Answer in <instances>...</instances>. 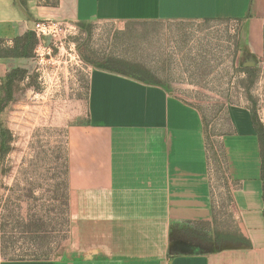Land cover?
Listing matches in <instances>:
<instances>
[{"label":"crops","instance_id":"crops-1","mask_svg":"<svg viewBox=\"0 0 264 264\" xmlns=\"http://www.w3.org/2000/svg\"><path fill=\"white\" fill-rule=\"evenodd\" d=\"M42 20L232 21L257 51L264 42V0H0V89L8 74L54 61L35 59L36 35L25 55L7 56ZM75 63L73 81L84 70ZM86 66L84 97L74 101L84 112L67 131L73 244L57 260H7L0 232V264H264L262 158L250 109L230 106L227 123L208 125L165 86ZM31 89L34 101L43 98ZM21 104L10 100L11 116Z\"/></svg>","mask_w":264,"mask_h":264},{"label":"rangeland","instance_id":"rangeland-1","mask_svg":"<svg viewBox=\"0 0 264 264\" xmlns=\"http://www.w3.org/2000/svg\"><path fill=\"white\" fill-rule=\"evenodd\" d=\"M70 23L62 47L44 45L35 54L41 63L54 61L45 59L33 74L13 75L11 100L22 103L14 114L10 101L0 103L9 133L0 143V154L8 150L0 157L1 249L7 260H57L73 244L67 131L84 112L74 101L85 94L86 64L111 69L107 61L117 60L128 65L117 69L143 71L148 82L199 108L208 125L227 123L230 106H247L264 132V42L254 49L240 23ZM77 61L84 70L73 81ZM245 66L250 73L242 72ZM30 86L43 94L41 100H33Z\"/></svg>","mask_w":264,"mask_h":264},{"label":"trees","instance_id":"trees-1","mask_svg":"<svg viewBox=\"0 0 264 264\" xmlns=\"http://www.w3.org/2000/svg\"><path fill=\"white\" fill-rule=\"evenodd\" d=\"M23 42H27V45H25L24 48H26V50H24L23 47H20V45L23 43ZM35 43L36 40H35V34L33 35H28L22 39H18L16 41V46L13 50H11L9 52V54H7L8 57H16V56H23L25 55V51H28L32 45V43ZM22 50V51H21ZM107 65L108 67L109 66H112L111 69H108V68H104V70H108V71H111V72H117V73H120V74H123V75H126V76H130V77H133L137 80H141V81H147L146 77L147 75H143V71H140L139 72H129V71H125V67L123 69H117L118 66L120 65H126V64H123L122 62L120 61H117V60H108L107 61ZM128 66V65H126ZM102 69V68H101ZM136 69V67H135ZM139 70V69H137ZM252 70V67L250 66H245L243 67L242 69V72H246V73H250ZM150 75H148L147 77H149ZM12 79H13V76H12V73L11 74H8L7 75V78L5 80V87L4 89L1 88L0 90L2 92H4V97L2 99H0V103L3 104H7L10 100H11V92H10V85H11V82H12ZM251 115H252V120H253V124H254V127L256 129V132L258 134V138H259V144H260V148H261V158H262V167H261V178H262V181L264 183V132H263V128L262 126L260 125L259 121H258V118H257V115L251 111ZM7 134H9L7 131H3L2 132V137H5ZM6 143L8 144L9 143V140L6 141ZM8 153V150H5L3 152H1V158L6 156ZM263 191H264V184H263Z\"/></svg>","mask_w":264,"mask_h":264},{"label":"built area","instance_id":"built-area-1","mask_svg":"<svg viewBox=\"0 0 264 264\" xmlns=\"http://www.w3.org/2000/svg\"><path fill=\"white\" fill-rule=\"evenodd\" d=\"M72 28L73 25L69 21L42 20L35 23L34 34L39 40L40 48L44 45L62 47L65 36Z\"/></svg>","mask_w":264,"mask_h":264}]
</instances>
